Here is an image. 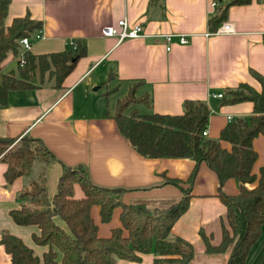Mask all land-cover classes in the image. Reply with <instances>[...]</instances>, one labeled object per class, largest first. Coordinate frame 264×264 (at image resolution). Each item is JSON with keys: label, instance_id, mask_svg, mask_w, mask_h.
Instances as JSON below:
<instances>
[{"label": "crops", "instance_id": "obj_1", "mask_svg": "<svg viewBox=\"0 0 264 264\" xmlns=\"http://www.w3.org/2000/svg\"><path fill=\"white\" fill-rule=\"evenodd\" d=\"M211 1L221 4L226 0H8L4 26L25 15L40 22L41 38L31 42L28 52H58L78 40L85 45V55L75 62L59 88L45 79L39 87L6 93V103L0 107V137L36 138L54 159L35 161L29 175L18 176L7 185L3 177L6 165L0 161V234L17 237L42 264L48 246L34 244L31 239L38 228L15 224L8 211L19 208L17 195L40 174L49 201L56 192L62 165L79 164L91 183L122 189L119 200L126 204L140 201L158 208L179 199L180 188L188 187L193 160L139 155L119 133L113 116L116 102L133 85L135 96L147 97V103L134 105L141 114L179 115L184 100L202 101L208 108V139H217L228 117L252 113L249 101L224 103L215 95L242 83L259 91L260 83L252 72L264 79V0L230 5L224 21L229 25L227 32L207 31L206 19L214 8ZM122 18L129 25L140 23L141 35L120 41L100 35L102 27L116 26ZM164 34L173 35L168 50ZM176 34L187 36L188 42L179 44ZM12 60L8 55L0 71H15V65L14 69L8 65ZM119 89L123 95L111 104L105 95ZM219 145L230 149L226 141ZM251 148L256 152L252 165L256 175L264 164V133L253 138ZM196 168L187 207L171 225L169 235L193 246L191 264H225L226 252L203 253L199 229L210 235L211 244L219 242V223L226 211L218 191L235 195L238 182L227 178L219 184L215 172L203 161ZM254 186L255 182L245 185L248 189ZM72 187L74 198L81 197L80 187ZM119 210L114 208L108 222H101L98 206L90 208L98 236L108 237L111 228L120 226ZM52 217L66 229L60 217ZM246 255L244 264H264V224ZM153 257L141 253L138 262L117 259L115 264H152ZM0 264H13L1 245Z\"/></svg>", "mask_w": 264, "mask_h": 264}, {"label": "trees", "instance_id": "obj_2", "mask_svg": "<svg viewBox=\"0 0 264 264\" xmlns=\"http://www.w3.org/2000/svg\"><path fill=\"white\" fill-rule=\"evenodd\" d=\"M7 2L0 0V69L2 61L9 55L15 60V71L0 72V107L5 105L6 93L10 90H30L41 86L45 79L52 80L53 86L59 88L75 62L85 55V45L78 40L74 41L73 49L68 47L58 52L31 54L28 50L23 51L17 40L30 37L41 25L25 15L14 17L4 26ZM247 2L249 0L214 2L206 19L207 31L214 32L226 20L230 5ZM19 52L22 65L17 59ZM252 75L260 83L258 92L243 83L234 89L223 90L222 102L249 101L253 108L249 116L230 118L217 139L201 135L206 129L208 115V108L202 101L184 100L179 115L141 114L134 105L147 103V97L135 96L134 85L129 87L115 105L113 119L119 133L145 158L193 160V169L186 179L188 187H181L179 199L166 206L151 208L140 201L126 204L119 200L122 189L91 183L79 164L62 165L56 192L47 201L44 176L40 174L19 192L16 198L20 202L19 208L10 209L8 215L19 226L35 225L38 228V233L32 234L31 239L34 244L48 246L41 256L42 264H115L117 259L138 262L141 253H151L154 256L152 264H191L193 246L184 239L170 236L169 231L187 207L189 188L201 161L215 172L219 184L227 178L238 182L235 195L218 191L226 211L219 223L220 239L217 244H211L210 235L199 229L202 251L208 255L226 252L225 264H244L246 254L264 224V164L256 175L253 174L256 152L251 148L253 138L264 133V79L255 72ZM219 141L228 142L230 149H222ZM51 159H54L51 153L36 138L28 135L17 139L0 137V161L6 165L3 171L6 185L18 176L29 175L35 161L47 163ZM168 181L178 186L175 180ZM254 182V187H245ZM74 184L80 187L81 197L74 198ZM93 205L98 206L101 222H108L114 208L120 209V226L111 228L108 237L97 235L96 225L89 216ZM52 216L60 217L66 229L54 223ZM0 245L13 264H39L31 249L7 232H1Z\"/></svg>", "mask_w": 264, "mask_h": 264}, {"label": "built area", "instance_id": "obj_3", "mask_svg": "<svg viewBox=\"0 0 264 264\" xmlns=\"http://www.w3.org/2000/svg\"><path fill=\"white\" fill-rule=\"evenodd\" d=\"M210 4H212L213 6L215 5L214 1H211ZM116 23H117L116 26L102 27V29L100 30V35L105 36V37H114V38H116V40L120 41V40H123L126 38H132V37L140 36L142 33V26L140 23H132L131 25H129L127 22H125V20L123 18L118 19ZM229 30L230 29H229L228 23L223 21L215 29L214 32H220V31L227 32ZM176 36H177V42L179 44H185L188 42L187 36H185L183 34H176ZM163 37H164V41H165L164 48H165V50H168L170 47V42H171L173 35L164 34ZM40 38H41V31H40V29H37L30 37H28V38L27 37H20L17 41H18L19 45L21 46L22 50L25 51V50L29 49V46H30L32 41L38 40ZM74 44L75 43L73 41V42H68L67 45L69 48L73 49ZM17 59L19 61V64L22 65L23 64V58H22V55L20 52L18 53ZM215 96L220 98L222 96V94L218 93ZM228 119H230V117H228ZM205 134H206V129L201 132L202 136H205Z\"/></svg>", "mask_w": 264, "mask_h": 264}, {"label": "rangeland", "instance_id": "obj_4", "mask_svg": "<svg viewBox=\"0 0 264 264\" xmlns=\"http://www.w3.org/2000/svg\"><path fill=\"white\" fill-rule=\"evenodd\" d=\"M14 62V63H13ZM10 67H12L13 69H14V65H15V60L13 61H11V63L10 64H8ZM8 67V66H7ZM1 70V69H0ZM1 72V71H0ZM9 71H4V72H1V73H4V74H6V73H8ZM123 93L124 92H122L120 89H119V91L117 92V93H113V94H110L109 96H108V93H107V95H105V96H107V99H108V101L112 104L113 102H114V99L116 100V99H118L119 97H121V95H123ZM220 239V238H219Z\"/></svg>", "mask_w": 264, "mask_h": 264}]
</instances>
